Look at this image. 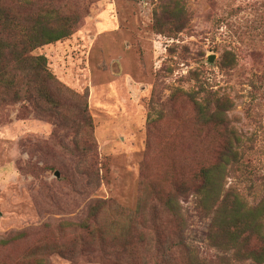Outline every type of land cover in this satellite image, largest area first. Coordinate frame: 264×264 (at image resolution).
<instances>
[{
    "label": "rangeland",
    "instance_id": "1",
    "mask_svg": "<svg viewBox=\"0 0 264 264\" xmlns=\"http://www.w3.org/2000/svg\"><path fill=\"white\" fill-rule=\"evenodd\" d=\"M178 1L185 15L177 21L167 19L175 0L54 1L62 11L77 10L79 23L68 38L34 54L46 57L62 85L86 95L92 131L78 132L81 103L71 95L64 109L0 105V240H10L0 248V264H32L31 251L42 264H133L131 256L94 242L69 258L53 250V236L60 245L76 237L73 227L58 232L60 224L96 231L88 212L98 199L110 207L97 225L113 235L118 213L134 208L144 165L150 181L167 171L169 157L197 154L205 131L195 102L207 97L224 105V122L241 139L249 170L264 177V0ZM198 80L206 81L205 90ZM254 181L261 191L248 197L251 205L264 196V179ZM181 205L186 243L208 259L221 257L207 237L211 216L195 208L191 195Z\"/></svg>",
    "mask_w": 264,
    "mask_h": 264
},
{
    "label": "trees",
    "instance_id": "2",
    "mask_svg": "<svg viewBox=\"0 0 264 264\" xmlns=\"http://www.w3.org/2000/svg\"><path fill=\"white\" fill-rule=\"evenodd\" d=\"M13 1L16 7L0 0V105L31 101L64 109L65 96L71 95L75 100L79 98L76 105L81 103L78 111L83 116L77 124L78 132L92 131L86 95L80 96L62 85L49 70L46 57L34 54L39 47L68 38L79 23L78 11H62L54 6L55 0ZM32 3L41 7L26 11ZM183 7L175 0L167 19L184 18ZM198 83L200 90H205L206 81ZM195 103L196 120L205 131L197 154L169 157L167 171L150 181L144 165L134 208L118 213L110 225L113 235L107 225H97L104 223L110 207L109 201L98 199L90 204L88 212V221L96 231L89 232L92 227L83 224H60L58 232L73 227L76 237L60 245L61 239L54 235L53 246L57 249L53 250L73 258L95 243L122 251L131 256L133 264H150L147 259L152 251L157 254L152 264H238L247 260L264 264V196L256 205L247 200L253 192L261 191L254 180L264 177H255L249 170L251 165L241 152V139L224 122V105L213 97ZM88 176L94 181L98 178L93 163H89ZM189 195L194 197L200 213L211 216L207 237L211 246L223 252L221 257L208 259L186 243L187 219L181 200ZM117 229L122 240L116 236ZM9 244L10 240H0V248ZM39 255L31 251L28 259L34 260L32 264H42Z\"/></svg>",
    "mask_w": 264,
    "mask_h": 264
},
{
    "label": "water",
    "instance_id": "3",
    "mask_svg": "<svg viewBox=\"0 0 264 264\" xmlns=\"http://www.w3.org/2000/svg\"><path fill=\"white\" fill-rule=\"evenodd\" d=\"M213 60H214V55H210V56L208 57V59H207V61H208L209 63H212ZM54 175H55L56 177H59V176H60V174H59L58 171H55V172H54Z\"/></svg>",
    "mask_w": 264,
    "mask_h": 264
}]
</instances>
